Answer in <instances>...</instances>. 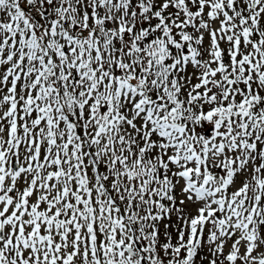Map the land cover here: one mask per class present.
Returning <instances> with one entry per match:
<instances>
[{
    "label": "snow or ice",
    "instance_id": "1",
    "mask_svg": "<svg viewBox=\"0 0 264 264\" xmlns=\"http://www.w3.org/2000/svg\"><path fill=\"white\" fill-rule=\"evenodd\" d=\"M0 264H264V0H0Z\"/></svg>",
    "mask_w": 264,
    "mask_h": 264
}]
</instances>
